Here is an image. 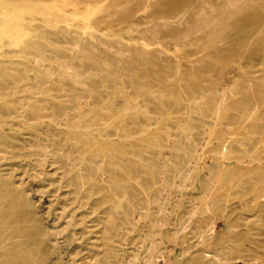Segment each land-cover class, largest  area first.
Returning a JSON list of instances; mask_svg holds the SVG:
<instances>
[{
    "label": "rangeland",
    "instance_id": "374dc122",
    "mask_svg": "<svg viewBox=\"0 0 264 264\" xmlns=\"http://www.w3.org/2000/svg\"><path fill=\"white\" fill-rule=\"evenodd\" d=\"M29 1L30 0H26L23 7L26 6V8H28L27 5L29 6L31 4ZM4 2L5 0H0V6H3L6 10L7 4ZM120 2H124V0H121ZM135 2L136 3L131 4L132 8L143 6L141 0H135ZM76 4L80 7L85 5L84 2L79 1H77ZM218 4L219 0H197L192 6L188 7L187 5H176V7L174 6V9L177 14L173 17L168 16L165 13L153 19H148L144 15L135 16L133 19L125 18L120 20L116 17H96L89 22V25L92 27L90 30L87 29L88 23L85 22V16H83L84 18H82L80 23H74L73 17H71L70 21H68L71 25L66 27L65 32L58 31L57 27L60 25L64 26L67 21L65 22L64 20L57 18H48L46 16L47 7L45 5H40L38 8V14L42 16L20 14L10 17L9 21H3L7 13L0 11V81L2 78L7 79V77L10 78L16 74V67L21 66L25 69V65H31L32 69H34V65L31 61H33L34 56H37L43 60L42 64L50 66L48 67V69L50 68L49 71L56 74V76H53V80L56 82L60 80L63 81L65 87H68L70 90L77 87V89L83 90V88H81L83 86L92 88V86L96 87L98 85L107 87L108 90L104 88L103 90L101 89V91L108 93L111 96H116L118 94L122 97H126L128 94H135L145 96L153 102L152 96L147 95V87H151L154 91V101L161 106H166L165 108H162V110H158L154 115L150 114L143 116L144 118L142 117L143 122L141 125L134 126V129L131 131L132 138L128 140L124 139L115 144L114 156H106L107 153L105 152L107 149L112 148V144L108 143L106 139H100L95 144L98 147L97 148L93 144L94 139L88 134V130L94 129L100 131L102 120L105 118L111 122L115 121V125L119 124L120 118L117 119V117H120V107L116 104L109 107L111 110H88L81 114L77 113L76 115V113H74V115H71L69 128L75 130V133L73 132L74 134L72 133V130L70 131L71 134L67 131L57 133L55 129L39 128L42 127L40 126L42 125V120L39 121L41 124L37 127V133H40L39 136L35 134L36 132L32 131L31 128L33 127L29 125L21 127L18 125L17 127H13V131L17 134L21 133L22 138L19 137L20 141H12L18 146L15 150H10V148L2 146L6 151L14 152L13 154L17 155H10L9 158L0 162V169L2 171L1 175L2 178L5 179L3 181L0 180V264H31L33 260H36V264H42V255L46 254L48 251L47 248L52 246L55 247L52 251L55 254V256H52L54 257L55 263L138 264L135 261V258L140 255L139 243H137L142 240L140 232L135 231L132 228H129L127 233H120L119 229L114 232L113 228L119 224L107 221L105 213L111 209L113 203L112 195L107 192L100 193L96 189L93 192H89L86 198L78 201L73 194L72 188L66 185V182L64 181L66 179L62 177V171L59 170V164L57 163L59 156L53 155L54 152H57V149L61 151L60 155L65 158H67V156L70 157V150H73V148L77 150L79 153L75 155L77 156L74 159L76 160L75 163L78 162L81 155L85 156V154H88V156L96 157L98 154V166L102 165L105 169L104 173L107 174L106 176L113 178L116 176V178L119 177L120 179H125L129 176L131 172L129 169H125V173H121L118 171L117 164H113L118 159H126L134 163V170H137L141 178H144L147 173L148 163L151 164L154 162L158 166L154 147L162 148L164 150L167 146L166 135L173 129L177 130L178 126L181 125V134L184 137L191 138L192 135L194 136V138L188 141L181 138L180 149L182 150L184 145V147H188L193 154L196 153L197 147L200 149L204 143L203 140H205L209 132L208 130L214 125L212 115L206 109L205 105L208 103L214 107L220 102L219 96L212 94L211 90L219 89V92H221L222 89H225L229 92L233 91V87H235L234 92L236 94L237 92L246 94V90H248V80L256 82V89L254 88L250 95H245L241 104L238 105L232 101L231 105L233 108H241V111L249 112L260 107L261 110L259 115L260 118L264 120V31L260 33L259 37V33L258 35H253L251 39H257V42L249 45V47L247 46L251 39L245 40L244 42L246 43L237 41L236 36L239 33L237 28H231L228 30L218 45H215L206 51H201V46L207 41V35L210 34L211 30H206V32L202 34H192L184 44L179 46L175 42L168 43V47L172 51L179 49V53L184 56H199V54H205L210 56V60L205 64L195 66V68H190L189 64H185L188 76L186 79H183V81L175 80L173 82H167L168 85H163L161 88L155 86L158 82V73L162 72V68H173L175 66V58L173 56L168 57L160 55L159 47H157V40L165 42L168 38L180 36L182 33L184 34V32L195 33L200 20V11L206 9L207 6H217ZM127 6L126 3L121 4L122 8H126ZM209 16L211 18L208 20L213 21V19H215L213 17H218L219 13L212 12ZM228 21L232 22L233 19ZM155 24H158L157 28L154 27ZM129 28L140 33L142 36L146 37V39L151 40L156 46L149 47L148 45L152 43H146L147 40L144 39V41H142L140 37H137L134 34H126V31L128 30L124 29ZM248 30L251 31V34L257 32V29L254 27H251ZM156 33H158L159 37H157L158 35ZM43 37L54 39L62 45L65 42L74 44L75 41L84 37L89 46L84 53L72 54V45H64L62 49L53 48L43 39ZM116 39H118L116 44H114V42L113 44H109L111 43L110 40ZM119 39H122V42ZM136 40H139V42L136 43ZM22 42L26 44L24 45ZM140 44L144 47L143 52L145 53V59H147L148 62V65H144L143 68L150 71L153 80L147 82L146 78L143 77L142 83L132 87V60L135 58V53L140 48ZM63 49L67 51L65 52ZM71 57H75L76 61H73L75 58ZM166 62L169 64L168 66L163 65V63ZM64 63L72 66L71 71H69L72 76L69 74V76L65 75L64 78L62 77V74L68 69ZM245 64H248V66ZM40 71L41 73L39 74L32 71L29 76H27L25 72L22 73L21 76H23L24 79L22 84H20L21 88L16 90V92H13L15 97L9 96L6 99L11 101L15 98L19 103L30 102L29 100L33 99L37 93L36 89L41 86L43 81H47V77L42 73L43 70ZM251 74L254 75L252 76ZM60 77L61 79H59ZM36 78L39 80V83L36 85L37 88L34 84ZM124 86L129 91L123 92L122 89ZM65 94L66 93L63 91L49 92L43 97L45 101L42 100L35 104L36 107L31 109L30 112H39L43 106L49 105L50 101L60 107L67 106L69 99L65 98ZM197 95L200 97H206L199 100L196 104L194 102H196L195 99ZM237 95L239 96V94ZM2 99H0V101H3ZM114 99L116 100V98ZM188 109L190 111V116L187 117ZM161 111L164 115L161 114ZM168 111L172 112L174 116L170 120L163 121V118L164 116H167ZM42 112L39 113L41 116L46 117L45 115H48V112ZM85 113L87 114L85 115ZM231 113L232 116H235L234 112ZM91 114L94 115L91 116ZM209 118L210 120H208ZM43 120H45L46 124H51L49 119L45 118ZM182 120L183 122L180 123ZM73 121H75V124H73ZM110 121L109 124L111 123ZM240 121L241 117L237 116L230 121L225 120L221 127L229 133L233 131L232 125L238 124ZM250 124L251 123H247L248 126H250ZM19 128L23 129L25 132L20 131ZM46 133L48 134L47 138H45ZM67 133L70 136H68ZM32 135L34 137H32ZM46 139L47 141H45ZM255 140L256 143L251 146L252 151L256 149L259 138H256ZM21 145L26 146L27 150H19ZM36 147L41 150L51 151L53 154L44 157L42 153H40L38 156L42 157V159L41 162L37 163L35 159H38V156H33V151L37 149ZM90 148H93L94 151L89 152L91 150ZM21 149H23V147H21ZM25 154L27 158L25 157ZM123 154H127V156ZM168 154H170V152H168ZM175 155V169L179 168L181 170V174L178 178V182H180L183 176L189 172L190 165L188 163L190 159L188 157L186 158L182 152H178ZM230 174H232V172H230ZM205 175H209V171L206 168H204L202 174L196 180L195 185L197 188L192 189L189 186L186 190H183V193L186 194L185 196H177V198L175 197L176 200L173 198V201L181 200L182 206L174 208H172L171 205L168 206L169 209L171 208L169 212V216H171L168 217V220L172 222L170 227L167 228L168 230H172V232L175 230L180 217L190 209V205H193L191 200L194 201V205L196 206L201 204L199 194L202 192V189L200 185L205 183L207 179ZM175 177L176 172L174 171L173 175L169 176L166 187L162 188L161 193L157 196L159 199L166 197L167 192L170 190L169 187ZM238 184L239 182H236L235 186ZM238 186L235 187L236 189L229 188L228 191H231L232 194L228 193V195L223 196L221 199V206L211 207V213L202 210L197 216L198 218L195 217L193 219V228L196 235L194 237L192 235H187L188 237L184 238V241L187 242L184 247L192 246V252L196 255L202 256V262H197V264L212 263L216 256L220 258L222 257V261H225L223 263L221 261L219 264H264V208L261 210L259 206H254L253 203L251 205L253 196L246 194V191L251 188L247 190L245 184ZM210 188L211 183H209V189ZM22 190H25L26 193L29 194V197L37 204L35 211L32 210V212H34L32 214L25 212L26 207L19 206L20 203H18V197ZM129 192L132 194L138 192V200L135 203V209L138 212H132L129 208L130 215H138L140 213L146 221L148 214L139 211V208L141 207L147 208L143 205L146 197L142 195L143 192L138 188L131 189ZM226 196H228L230 202H226ZM117 205L119 206V212H121V209L128 207L126 201L119 202ZM109 206L110 208H108ZM244 206L245 210L243 208ZM155 210L156 208L152 207L151 213L154 211L153 214H155L157 211ZM221 210H223V213L221 212L222 217L219 218ZM241 212L245 214H242ZM120 216H122L121 213L119 214V217ZM174 217L175 219H173ZM207 218H209V223L208 221L206 222ZM210 220H213L214 222H211ZM32 221H34L33 227L29 228ZM145 221H142L143 225ZM211 223L214 224V227L207 231L206 224L209 225ZM221 228H225L226 230H222ZM26 229L28 233H32L33 236L24 241L25 239L20 238L19 236L21 231ZM202 232L206 233L204 237V240H206L205 247L204 245L200 246L199 244ZM132 249H134V251ZM175 249L178 251L177 258L181 259V248L176 247ZM28 254H31V259L28 257L26 262L23 258L27 257ZM133 254L136 255V257ZM146 255L147 254H144L143 256ZM249 257H251V259ZM254 260L255 262H251ZM181 264H190V261L184 259Z\"/></svg>",
    "mask_w": 264,
    "mask_h": 264
},
{
    "label": "bare ground",
    "instance_id": "6f19581e",
    "mask_svg": "<svg viewBox=\"0 0 264 264\" xmlns=\"http://www.w3.org/2000/svg\"><path fill=\"white\" fill-rule=\"evenodd\" d=\"M25 1L26 0H5L4 3L7 4L6 10L3 6H0V11H4L7 13L3 21H9L10 17L12 16L14 17L20 14H27L30 16H42L38 14L39 13L38 8L40 5H45L47 7L46 16L48 18H57V19L64 20L65 22L67 21V23H65L64 26L60 25L57 27L58 31L65 32L66 27L71 25L70 23H68L71 17H73L74 23L75 22L80 23L82 18H84L83 16H85V22L88 23L87 29L90 30L92 29V27L89 25V22L93 18H96V17H102V18L116 17L118 20H120V19H125V18L133 19V17L135 16L144 15L148 19H153L164 13L167 14L168 16L173 17L177 14V12L175 13L174 6L175 7L176 5H187V7L192 6L194 2L197 0H141V3L143 6H140L138 8H132L131 6V4L136 3L135 0H124V2H120L121 0H30L29 2L31 4L29 6L27 5L28 8H26V6L23 7V4L26 3ZM77 1L84 2L85 5L83 7H80L78 4H76ZM123 3H126L128 6L126 8H122L121 4ZM200 12H201L200 16L198 15L200 17V20L198 22L197 31L195 33H187V32L185 33L184 32V34L182 33V35L180 36H177L174 38H168L167 40H165V42L157 40L158 42L157 47H159L160 55H165L168 57L173 56L175 58V66L173 68L165 67V68H162V72L158 73V79H157L158 82L155 85L157 88H161L163 85L165 86L168 85L167 82H173L175 80L183 81V79H186V77L188 76V72H186L187 69H186L185 64H189L190 68H195V66L205 64L206 62L210 60L209 59L210 56L205 55V54H202V55L199 54V56L197 55L184 56L179 53L180 52L179 49L172 51L168 47V43L175 42L179 46V45L184 44L191 37L192 34H200V33L202 34L206 32V30H211L210 34L207 35L208 36L206 39L207 41L204 42L203 46H201V51H206L207 49L215 45H218V43L222 41L226 32L230 30L231 28H235V29L237 28L239 30V33L236 36V39L238 42H244L245 40L251 39L254 34L258 35V33H259L258 35L259 37L260 33L264 31V0H219V4L217 6L216 5L207 6L206 9ZM212 12H218L219 16L213 17L215 19H213V21H209L208 19L211 18L209 15ZM239 16H243V17H239ZM230 19H233V21L232 22L228 21ZM158 24H155L154 27L157 28ZM251 27L256 28L257 32L251 34L250 33L251 31L248 30ZM124 30H128L126 31V34L128 35L134 34L137 37H140L142 41H144L145 39L147 40L146 43L147 42L152 43L151 40L146 39V37L142 36L140 33H137L136 31H133L131 28L124 29ZM156 34L158 35V33ZM157 37H159V35ZM43 39L47 41L50 44V46H52L53 48L62 49L64 45H67V46L72 45L71 46L73 47L72 54L84 53L87 51V47L89 46V44L85 41L84 37H82L78 41H75L74 44L65 42L63 45L59 44L54 39H48L46 37H43ZM117 40L118 39L110 40L111 43L109 44H113V42L114 44H116ZM119 40L122 42V39H119ZM256 40L251 39L247 47H249V45L251 44H255L257 42ZM137 42H139V40H136V43ZM22 44L25 45L26 43L22 42ZM139 46L140 48L135 53V58L132 60L133 61L132 73H131L132 87L134 85H137V84L139 85V83H142L143 77L146 78L147 82L149 80H153L150 74V71L147 70L146 68H143L144 65H146L148 62H147V59H145L146 55L143 52L144 47L141 44ZM148 46L155 47L156 45L152 43ZM63 51L65 50L63 49ZM71 58H75V57H71ZM73 61H76V58ZM31 62L34 65V69H32L31 65H25V69H23V67L21 66L16 67L17 68L15 69L16 74H14L10 78L7 77V79L2 78V80L0 81V99L3 98L2 99L3 101H0V162L2 160L9 158L10 155L11 156L17 155V154H13L14 152H9L2 148V146L10 148V150L11 149L15 150L16 148H18V146H16V144H14L12 141L13 140L20 141L19 137L22 138V134L21 133L17 134L16 132H14L12 129L13 127H17L18 125H20V127L29 125L33 127L31 128L32 131L36 132L35 134L39 136L40 133L39 134L37 133L38 132L37 127H39V124H41V122L39 121L42 120V125H40L42 127H39V128L55 129L57 133L66 132V131L70 132L72 129L69 128L70 126L69 122H70L71 115H74V113H76L77 115V113L81 114L82 112H86L88 110H92V111H97V110H102V109L111 110L109 107H111L113 104H116L120 107V110H119L120 117H117V119L120 118L119 124L115 125V121L111 122L110 120L105 118L102 120V123H101L102 127L100 131L94 130V129L88 130V134L91 135V137H93L94 139V143H93L94 145L100 139L101 140L106 139L108 143L112 144V148L107 149L105 152L107 153L106 156L107 155L114 156L115 144L118 143L119 141L121 142L124 139L128 140L132 138L131 131L134 129V126L141 125V123L143 122V119H142L143 116H147L150 114L154 115V113H156L158 110H162V108L166 107V106L164 107V105L161 106L160 104H157L156 101H154V98H155V96H153L154 91L151 87H147V95L152 96L153 102H151V100H149V98L145 96L135 95V94L134 95L128 94L126 97H122L121 95H118V94H117L118 96L117 95L111 96L110 94L104 93L103 91H101V89L103 90L104 88L108 90L107 87L98 86V85L96 87L92 86V88L83 86L81 87L83 88V90L77 89L78 87L74 88L73 90H70L68 89V87L67 88L65 87L63 81L60 80L56 82L53 80V76L54 75L56 76V74L49 71L50 68L48 69V67L50 66L42 64L43 60L40 59V57L34 56V59ZM163 65L168 66L169 64L166 62V63H163ZM245 65L248 66V64H245ZM65 66L68 69L62 74L63 78L65 75L69 76L70 74L69 71H71V68H72V66H69V64H65ZM166 69H169V70H166ZM40 70H43L42 73H44L45 77H47V81H43L41 86L37 88L36 85L39 83L38 82L39 80L36 78V82L34 84H35V87L37 88L36 89L37 93L33 99L29 100L30 102L19 103L18 100L15 98L12 99L11 101H8L6 99L9 96L15 97L13 92H16V90H19L21 88L20 84H22L23 79H24L23 76H21L22 73L25 72V74L29 76V74H31L32 71H35L38 74L41 73ZM59 79H61V77ZM247 84H248L247 85L248 90H246V94L237 92L239 96L234 92L235 87L233 86H232L233 91H229V92L226 91L225 89H222L221 92H219L220 91L219 89L211 90L212 94H216L219 96L220 102L214 107L212 105H209L208 103H206L205 105L206 109L212 115L214 125L211 126L210 129L208 128L209 130L205 129V130H208L209 132L205 140H203L204 143L200 147V149L199 147H197V151L195 154H193L188 147H184V145H183V149L182 150L180 149L179 146H180L181 138L188 141L194 138V136L192 135L191 138L184 137L181 134V125L178 126L177 130L173 129L170 133L166 135L167 146L166 148L162 146L164 150L162 148L154 147L155 157L157 158L158 166L154 162H152L151 164L148 163L147 171H146L147 173L144 178H141V176L138 174V171L134 170L135 169L134 163L126 159H123V160L118 159L117 161L113 163V164H117L118 171L121 173H125V169H129L131 171L129 176L125 179H120L119 177L116 178V176L115 178L106 176L107 174L104 173L105 169L103 168V166L102 165L98 166V162H97L98 154L96 155V157L88 156V154H85V156L84 155L82 156L80 154L81 156L79 157L78 162L75 163L76 160L74 159L77 157L75 155L79 152L75 150L74 148L73 150H70L71 151L69 155L70 157L66 155L67 158L60 155L61 151L58 149H57V152H54L53 154L51 151L41 150V149H38L37 147H36L37 149L33 151V156L34 155L38 156L40 153H42L44 157H48L51 154L55 156H59L57 163L59 164V170L62 171V177L66 179V180L64 179L63 180L66 182V185L68 187L72 188L73 194L76 196V199L78 201H81L82 199L86 198L89 192H93L96 189L100 193L107 192L108 194L112 195V200H113L112 207L108 212L105 213L107 217V221H112L114 223L119 224L118 226L113 228L114 232L117 231V229H119L120 233H127L129 228H132L135 231L140 232L142 240L140 242H137L139 243L138 245H139L140 255L138 254L139 256L136 257V255L133 254L136 257L135 261L138 264H181L182 261H184V259H188L190 261V264H197V262H200V261L202 262L203 260L202 256L194 254V252H192V249H193L192 246L184 247L187 243L184 241V238L188 237L187 235H192L193 237L196 235L195 234L196 232L194 231V228H193V219L197 217L202 210H206L208 213L209 212L211 213L212 212L211 207L221 206L222 204L221 199L223 198V196L228 195V193H231V191L230 192L228 191L229 188L234 189L238 185L241 186L242 184L246 185L245 188H247V190L251 188L248 191H246L247 195L253 196L251 205L253 203L254 206H259L261 210H263L262 208H264V192H263V188H264V120L261 119L259 115V112L261 109L260 107H257L251 112L241 111V108L236 109V108H233L231 105L232 101H234L238 105L241 104L243 99L245 98V95L247 94L250 95L251 91L254 90L255 86L257 85L256 82L249 81V80L247 81ZM52 91L65 92L66 93L65 98L69 99L68 105L64 107H60L57 104L49 100L50 101L49 105L43 106L39 112H30L31 109L36 107L35 104H37L38 102L42 100L45 101L43 97ZM122 91L125 92L129 90H127V88H125L124 86ZM197 96L195 99L196 102H194L196 104L198 103L199 100L206 97V96L205 97L203 96L197 97ZM114 98H116V100ZM41 112L42 113L48 112V115H45L46 117H43L41 116V114H39ZM189 112L190 111L188 109L187 115L185 113L187 117L190 116ZM231 112H234L235 116H232ZM86 114L87 113H85V115ZM161 114L164 115L163 112ZM92 115L94 114H91V116ZM173 116L174 114L168 111L167 116H164L163 121L170 120L172 119ZM237 116L241 117V121L238 124L232 125L233 126L232 132H229V133L226 132L224 128L221 127L223 125V122L225 120L230 121L232 118L237 117ZM45 118L49 119L51 121L50 122L51 124L49 123L46 124L45 120H43ZM208 120H210V118ZM109 121L111 122L110 124H109ZM73 122H74L73 124H75V121ZM182 122L183 120L180 121V123ZM247 123H251L250 126H248ZM19 130L23 131V129H20V128ZM73 132L75 133V130H72V133ZM94 132H97V133H94ZM45 135H46L45 138H47L48 134L46 133ZM68 136L70 135L68 134ZM32 137L34 136L32 135ZM256 138H259V142H258L256 149L252 151L251 146L252 144L256 143V140H255ZM45 141H47V139ZM21 147H23V149H21ZM90 149L91 150L89 152L94 151L93 148H90ZM19 150L24 151V150H27V148L26 146L21 145ZM99 151H100V147H99ZM167 151L170 152V154H168ZM178 152H182L186 158L188 157L190 159L188 163L190 165L189 172L185 174V176H183L180 182H178V178L181 174V170L179 168L175 169V165L173 162L174 160L173 156L177 154ZM26 154H25V157H26ZM123 155L127 156V154H123ZM41 159L42 157L38 156V159H35V160L38 163V162H41ZM204 168H206L209 171V175H205L207 179L205 178L206 179L205 183L204 184L202 183L200 185L202 189V192L199 194L200 195L199 198L201 199L200 201L201 204L199 206L198 205L196 206L194 205V201L191 200L193 205L192 206L190 205V209L188 208L189 210H187V212L184 213L180 217V219L178 220L179 221L178 225L176 224L175 230L173 232L172 230H168L167 228H169L172 223L170 222V220H168V217L171 216V215L169 216L170 214L169 212L171 208L169 209L168 206L171 205L172 208L182 206L181 200L173 201V198L175 199V197L177 198V196H180V195L185 196L186 194L183 193L184 192L183 190H186L189 186L192 189L197 188V186L195 185L196 180L202 174ZM174 171L176 172V177L169 187L170 190L167 192L165 198L159 199L157 196H159V194L161 193V189L166 187L168 178L170 175H173ZM1 172L2 171L0 169V180L3 181L5 179L2 178ZM230 172H232V174H230ZM236 182H239L237 186H235ZM209 183H211L210 189H209ZM137 188L140 189L143 192L142 195L146 197L143 205H145L147 208H143V207L139 208V211H141V213L148 214V216L146 217L147 218L146 221H145V218H143V215L140 213L138 215H135V214L130 215L129 213V208L132 210V212L134 211L136 213L137 211L135 209L136 208L135 203L138 200L137 199L138 192H136L135 194L134 193L132 194L129 192L131 189H137ZM225 199H226V202H230L228 196H226ZM18 201H19L18 203H20L19 206L26 207L25 212L31 213V214L34 213L32 212V210L35 211L37 204L35 203L33 199L29 197V194L26 193L25 190H22L19 193ZM122 201H126L128 204V207L121 209V212H119L118 211L119 206L117 204ZM152 207H155L157 210V211L155 210L156 211L155 214H153L154 211L153 213H151ZM108 208H110V206ZM243 208L245 210V206ZM221 212L223 213V210L220 211L219 218L222 217ZM120 213L122 214V216L119 217ZM242 214H245V213H242ZM225 216H228V215H225ZM173 219H175V217ZM207 219H206V222L208 221L209 223V218ZM143 220L145 221L144 225L142 224ZM33 222L34 221H32V224L30 225L29 228L33 227ZM203 225H202V228H203ZM213 227H214L213 223L209 225L206 224L207 231L210 228L213 229ZM205 235L206 233L202 232L201 240L199 243L200 246L204 245L205 247V244H206V240H204ZM31 236H33V234L28 233L26 229V230L21 231L19 237L25 239L24 241H26L27 239L31 238ZM225 244H226V241H225ZM176 247L181 248V251H182L181 259L177 258L178 251L175 249ZM47 249H48L47 253L42 255V258H43L42 264H62V263L54 262V257L52 256L53 255L55 256V254L52 251L53 249H55V247L52 246ZM132 250L134 251V249ZM205 253H202V254H205ZM144 254H147V255L143 256ZM28 257L30 258L31 254H28L27 257L23 258V260L27 262ZM221 258L216 256V258H214V261H212V263H209V264H219L222 261ZM249 258L251 259V257ZM223 262L225 261L223 260L222 263ZM251 262H255V260ZM31 264H36V260H33Z\"/></svg>",
    "mask_w": 264,
    "mask_h": 264
},
{
    "label": "crops",
    "instance_id": "0c3cea01",
    "mask_svg": "<svg viewBox=\"0 0 264 264\" xmlns=\"http://www.w3.org/2000/svg\"><path fill=\"white\" fill-rule=\"evenodd\" d=\"M175 158H176V155L173 156V159H174L173 162H174V163H175Z\"/></svg>",
    "mask_w": 264,
    "mask_h": 264
}]
</instances>
